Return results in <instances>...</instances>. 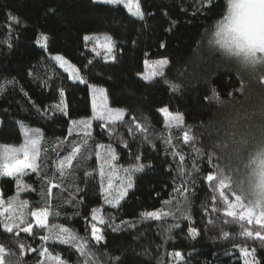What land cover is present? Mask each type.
<instances>
[{"label":"trees","instance_id":"trees-1","mask_svg":"<svg viewBox=\"0 0 264 264\" xmlns=\"http://www.w3.org/2000/svg\"><path fill=\"white\" fill-rule=\"evenodd\" d=\"M144 19L132 16L123 5H106L92 0H0V144L19 145L23 142L18 122L43 133L41 159L42 172L53 178L59 158L71 151L68 120L88 117L91 98L88 84L103 87L109 104L125 110V121L109 135L100 122L93 121V155L87 161H74L75 179H69L63 190L53 188V212L50 224L71 229L91 246L95 257L88 256L89 264H243L242 248L256 249V257L264 264V247L255 238L241 236L239 223L224 226L232 218L225 217L223 201L215 182L205 177L215 172L208 164L207 154L198 156L194 148L201 149L202 141L196 139L197 125L202 119L200 109L208 102L203 88L180 87L189 63L201 55L203 45H209L213 22L221 17L226 0H138ZM9 14L19 22L10 21ZM107 33L116 41L115 60L105 61L101 52L97 56L91 45L85 47V34ZM47 36L46 46L37 44L38 37ZM7 40L8 43H3ZM161 43L165 46L160 47ZM53 55H61L74 64L87 84L68 79V74L57 66ZM167 58L162 77L151 81L140 79L144 61L151 63ZM91 61V63H89ZM87 66V67H86ZM226 77L218 76L214 83L227 90ZM14 81V83H7ZM64 90L69 116L53 114L52 105L60 100L59 90ZM167 106L172 113L184 116L179 128L165 127V117L159 109ZM47 111V115H45ZM133 120L147 125L154 133L152 143L141 144V137L129 135ZM190 130L193 142L183 141V132ZM163 135L172 143L166 144ZM121 140L127 141V147ZM95 144H111L117 153L119 171L112 177L113 189H107V176L103 186L97 161ZM173 152L177 155H173ZM183 156V161L180 157ZM137 157H140L137 160ZM214 162H216L214 158ZM147 167L133 175V187L118 206L105 203V197L116 194L121 185L124 168L134 164ZM195 184H182L179 170H191ZM95 169V171H93ZM107 173V169L105 170ZM86 172L93 175L86 176ZM31 190L20 194L29 201L31 208L41 207V192L47 182L34 173L24 177ZM57 182L53 179V183ZM187 186L191 193V206L186 214H174L162 221L145 220L142 213L153 210L169 211L176 189ZM1 196L6 200L15 195V180L0 178ZM79 189L80 191H77ZM230 200L232 191L224 189ZM96 210L97 220H92ZM219 209V211H213ZM190 215L191 219L186 218ZM103 219V223H100ZM127 222V223H122ZM249 229L258 227L247 225ZM92 224L100 229L104 240L96 243L91 238ZM178 225V227H173ZM119 226V227H117ZM196 228L198 235H188L189 228ZM222 232H228L224 237ZM37 231L33 239L21 233L7 234L0 230V244L19 252L17 241L35 249L41 241ZM53 255H60L67 264H85L73 245L45 242ZM180 251L183 260L174 259ZM113 258H118L114 261ZM38 253H28L24 264H37Z\"/></svg>","mask_w":264,"mask_h":264},{"label":"snow or ice","instance_id":"snow-or-ice-1","mask_svg":"<svg viewBox=\"0 0 264 264\" xmlns=\"http://www.w3.org/2000/svg\"><path fill=\"white\" fill-rule=\"evenodd\" d=\"M94 3L99 2L106 5H119L123 4L127 8L128 12L140 19H144V13L141 11L138 0H93ZM241 0H227V14L224 16L225 20L231 18L236 14V6ZM244 2L251 5L250 13L253 20L252 29V52L253 55L257 52L264 56V0H244ZM9 20L19 22V18L9 14ZM217 40L220 36V27L217 26V31L213 34ZM47 36L41 34L37 39V44L46 46ZM85 47L89 46L91 42V50L97 56L101 55L100 49L103 50V59L105 61L115 60V48L116 41L111 35L107 33L101 34H85L83 36ZM3 43H8L7 40ZM210 44L213 40L209 41ZM165 45L161 43L160 47L163 48ZM59 63V67L68 73V79L72 81H79L80 83L87 84V80L80 73V70L61 55L52 57ZM91 63V61L89 62ZM169 63L167 58H160L149 63L148 60L144 61L145 67L150 69L145 73H138L144 81H151L154 77H162L164 75V68ZM87 67V66H86ZM7 83H14V81H8ZM88 90L91 96V113L90 117H82L80 119H69L68 120V136L65 137V141H68L69 137L73 134L77 136L76 141L71 142V151L63 158H59L57 167L55 168L53 178L46 179V173L42 172L41 149L43 133L39 128H31L26 126L22 122L19 123L21 135L23 136V142L19 145L0 144V178L9 177L15 180L16 193L15 195L8 197L6 200L0 196V230L7 234L15 233L16 237H19L21 233L27 234L29 237L35 239L37 231H41L44 234L39 236L41 244L33 249L30 246H26L24 243L17 241L19 252L13 251L10 248H6L3 244H0V264H24L25 256L28 253H38L39 260L37 264H67V261L62 259L60 255H53L49 251V247L45 246V242H59L60 244L73 245L75 250L83 257H85V264H89L88 256L95 257V252L92 251L91 246L84 240V238L76 235L71 229L55 224H50V216H58L59 213L53 212L52 197L53 188L61 189L62 185L67 180L75 179L74 172L75 167L74 161H87L89 156L93 155V145L91 141L93 139L92 129L93 121L100 122L101 127L108 131L109 135L115 134V127L119 123L125 121V110L121 108H112L108 103V96L106 90L96 85L88 84ZM173 89L179 88V85L172 84ZM4 87L0 85V92H3ZM60 100L58 103L52 105L53 114L59 113L64 117L69 116L68 104L65 99L64 90H59ZM216 97V93L213 92V98ZM208 99V97H205ZM159 112L165 117V127L171 129L173 127L179 128L184 124V116L179 113H172L168 107L165 106L159 109ZM47 115V111H45ZM133 126L128 128V133L134 139L136 136L141 137V144L152 143L151 137L154 133L147 131V125H142L139 122L133 120ZM190 128L183 132V141L185 143L193 142L195 138L190 136ZM164 139L166 144H171L170 137H164L163 135L157 137ZM127 147V141L121 140ZM94 156L97 161V169L101 177L102 186L103 180L107 176V189H113L112 177L119 171L117 168V153L111 144H95L94 145ZM198 156H203L200 148H194ZM173 155L177 153L173 152ZM140 157H137L139 160ZM183 161V156L180 157ZM208 164L213 165L215 172H209L205 179L208 182H215V190H219L220 197L223 201V213L225 217L232 218L228 220L224 226L239 223L241 226V232L239 235L250 238H255L259 242L260 247H264V205L259 201L253 205L250 202H245L244 199L232 192L234 199H229L224 194V189H230V181L228 178L217 179L216 169L219 167L214 162L212 154L207 155ZM147 166L137 163L124 168V177L121 178L120 187L116 188V194L108 198L105 197V203L109 205L118 206L121 200L126 196L128 189L133 187V175L141 173ZM108 170L107 173L105 170ZM95 171V169L93 170ZM196 171V165L193 164L191 170H186L183 167L179 170V175L182 178V184L187 185L189 182L195 184V178L193 173ZM34 173L41 180H46L47 189L41 192V201L37 203L42 204L41 207L31 208L29 201L21 200L20 194L26 192L31 188L24 182V177ZM86 176L93 175V172H86ZM53 179L57 182L53 183ZM77 191H80L77 189ZM177 196L174 201H166L165 205H171L172 208L169 211L153 210L142 213V217L145 220L162 221L163 218L174 214H186L187 210L191 206V193L189 188L184 186L176 189ZM213 211H219V209H213ZM186 218L191 219L190 215H186ZM96 210L92 211V220H97ZM103 219H100V223H103ZM247 225L255 224L258 227L249 229ZM127 223V222H122ZM119 227V226H117ZM178 227V225H173ZM188 235L196 237L198 235L197 229L192 227L188 230ZM224 237H228V232H222ZM91 238L96 243H100L104 240V236L100 234V229L92 224ZM241 255L243 257V264H260V261L256 257V249L249 250L248 248H242ZM174 259L177 261L183 260V256L180 251H176ZM114 261L118 258H113ZM98 264V262H97Z\"/></svg>","mask_w":264,"mask_h":264},{"label":"clouds","instance_id":"clouds-1","mask_svg":"<svg viewBox=\"0 0 264 264\" xmlns=\"http://www.w3.org/2000/svg\"><path fill=\"white\" fill-rule=\"evenodd\" d=\"M250 9L241 0L236 14L225 20L226 0L224 14L211 28V47L202 46L179 86L203 88L208 97L200 106L196 139L202 141V154H212L219 165L217 179L228 178L229 190L245 202L264 205V56L252 52ZM220 75L227 90L214 83Z\"/></svg>","mask_w":264,"mask_h":264},{"label":"rangeland","instance_id":"rangeland-1","mask_svg":"<svg viewBox=\"0 0 264 264\" xmlns=\"http://www.w3.org/2000/svg\"><path fill=\"white\" fill-rule=\"evenodd\" d=\"M93 1V0H92ZM121 5H123V4H121ZM124 6V5H123ZM210 40H212V36L210 37ZM90 45H91V47H92V44H91V42L89 43ZM209 45L211 46L212 44H210L209 43ZM100 51L102 52V54H103V50L102 49H100ZM54 56H56V55H53V57ZM55 61V60H54ZM56 62V64H57V66L59 67V63L57 62V61H55ZM63 70V69H62ZM150 69H147L146 67H145V65H144V70L141 72V73H145V72H147V71H149ZM64 71V70H63ZM67 73V72H66ZM68 74V73H67ZM140 77V79H142L141 78V76H139ZM99 87V86H98ZM103 88V87H102ZM90 98H91V96H90ZM108 103H109V101H108ZM109 106L110 107H112L110 104H109ZM113 108V107H112ZM122 109V108H121ZM92 115V113L88 116V117H90ZM26 184H28V183H26ZM29 185V184H28ZM31 190V189H30ZM0 196H1V189H0Z\"/></svg>","mask_w":264,"mask_h":264}]
</instances>
